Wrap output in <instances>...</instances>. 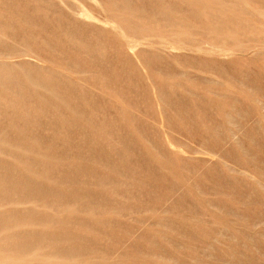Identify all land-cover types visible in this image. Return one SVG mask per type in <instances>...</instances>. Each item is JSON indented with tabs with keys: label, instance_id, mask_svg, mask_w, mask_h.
I'll use <instances>...</instances> for the list:
<instances>
[{
	"label": "rangeland",
	"instance_id": "1",
	"mask_svg": "<svg viewBox=\"0 0 264 264\" xmlns=\"http://www.w3.org/2000/svg\"><path fill=\"white\" fill-rule=\"evenodd\" d=\"M0 264H264V0H0Z\"/></svg>",
	"mask_w": 264,
	"mask_h": 264
},
{
	"label": "bare ground",
	"instance_id": "2",
	"mask_svg": "<svg viewBox=\"0 0 264 264\" xmlns=\"http://www.w3.org/2000/svg\"><path fill=\"white\" fill-rule=\"evenodd\" d=\"M213 44V43H212ZM214 47V46H213Z\"/></svg>",
	"mask_w": 264,
	"mask_h": 264
}]
</instances>
